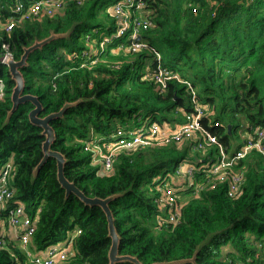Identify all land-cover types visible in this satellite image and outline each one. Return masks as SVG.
<instances>
[{
  "label": "trees",
  "instance_id": "trees-1",
  "mask_svg": "<svg viewBox=\"0 0 264 264\" xmlns=\"http://www.w3.org/2000/svg\"><path fill=\"white\" fill-rule=\"evenodd\" d=\"M19 1L0 0V57L3 43L19 60L35 41L66 34L29 53L20 68L24 93L38 96L41 116L78 101L50 122L56 133L52 148L64 154L66 177L87 196L118 194L109 204L120 234L119 253L143 264L193 256L197 264H264V158L258 152L239 165L245 171L242 195L230 197L225 184L201 188L198 195L193 188L184 190L173 224L159 222L166 213L156 201L158 183L187 155L200 156L192 152L193 141L121 148L108 171L84 149L89 139L109 138L118 128L155 122L173 127L183 121L192 105L187 85L176 78L163 90L156 85L151 73L157 53L170 72L193 83L210 112L204 123L218 120L220 126L212 130L223 144L239 148L234 143L239 132L264 128V0H144L141 12L151 23L139 33L146 47L134 52L128 35L114 37L119 26L113 6L120 0H64L54 14L41 11L25 19L13 13ZM14 16L8 31L6 23ZM0 77L6 82L0 170L13 164L15 199L37 215L30 249L72 247L61 264H109L112 239L105 212L76 194L66 197L55 158L35 174L43 157V129L29 119L30 101L8 118L15 81L1 62ZM17 260L25 262V253L19 240L10 239L0 248V264Z\"/></svg>",
  "mask_w": 264,
  "mask_h": 264
},
{
  "label": "built area",
  "instance_id": "built-area-1",
  "mask_svg": "<svg viewBox=\"0 0 264 264\" xmlns=\"http://www.w3.org/2000/svg\"><path fill=\"white\" fill-rule=\"evenodd\" d=\"M75 1L82 2V0ZM64 2V0H35L27 4L24 0H20L13 9V13L23 19L38 15L41 11L54 14L56 10L63 7ZM144 6V0H120L113 6V13L119 26L114 37L128 35L134 40L130 47L133 52L146 47L144 42L137 39L140 30L147 28L151 23L141 12ZM15 22L16 16L10 17L6 23V29L12 30ZM10 59H14L10 45L3 43L0 62L8 66ZM156 60L158 65L151 74L161 90L172 78L187 85L192 105L191 110L185 113L183 121L173 127L155 122L135 129L118 128L109 138L89 139L84 149L91 151L94 162L101 163L103 169L108 171L113 166L116 152L121 148L193 141L192 152L199 151L200 156L194 153L187 155L174 166L173 174L163 176L158 183L161 194L156 197V201L166 213L165 216H159V222L175 224L178 222L184 204L182 195L184 190L193 188L194 194L198 195L201 188H216L225 184L230 197L242 195L245 171L239 165L241 160L254 151L264 158V128L256 129L254 133L242 131V138L234 142L241 144L239 148L223 144L219 135L212 130L220 126L218 120H209L208 125L204 123V119L210 112L207 105L200 101L193 83L163 66L159 53ZM5 93L6 82L3 77H0V100L5 98ZM16 172L11 162L5 163L0 170V248H7L10 239H17L23 248L26 261L17 260L13 263L1 264H61L69 257L72 247L50 245L38 251L29 247L32 236L36 232L37 215L28 214L24 206L15 199V189L11 186V180ZM198 174L202 177H198ZM204 175L206 180L201 182ZM77 231L81 232L80 229Z\"/></svg>",
  "mask_w": 264,
  "mask_h": 264
},
{
  "label": "water",
  "instance_id": "water-1",
  "mask_svg": "<svg viewBox=\"0 0 264 264\" xmlns=\"http://www.w3.org/2000/svg\"><path fill=\"white\" fill-rule=\"evenodd\" d=\"M66 34L61 33H52L50 36L35 41L32 45L25 48V52L21 56L19 60L10 59L8 61V70L11 75V78L15 81V86L13 87L12 93H11V100L13 102L12 108L9 111L8 118L17 110L18 106L25 102H32L34 107L29 112V119L33 124H36L40 127H42V133L45 135V140L43 142L42 148H43V157L36 166L34 172L37 174L39 170L42 168V166L45 164V162L53 157L57 161V177L60 185L65 189L66 197H68L70 194H76L85 204L88 205H99L105 212L108 220V229H109V235L112 239V244L109 250V264H116V262L120 261H126L130 260L134 262L135 264H143L140 262V260L131 255H122L119 253V244H120V234L118 233V230L115 225V219L112 212V209L110 207V202L114 198L118 196V194H113L108 197L102 198V197H90L87 196L84 191L76 185L75 182L70 181L66 175H65V164H66V157L63 153L54 150L52 148V144L54 140L56 139V133L50 122L57 117H61L64 115V112L66 109L72 105H75L76 102H66L63 107L57 111L52 112L50 114H47L46 116H41V112L43 111V104L38 98V96L30 94V93H24L25 88V79L24 76L20 70L21 67L27 64V58L30 52L43 47L44 44L49 43L53 41L54 39H57L59 37L65 36ZM137 39H140V36L137 37ZM231 124L228 125V129L230 131ZM182 262H192L194 264H197L195 261V256L192 258H186V259H178L170 262H155L152 264H177Z\"/></svg>",
  "mask_w": 264,
  "mask_h": 264
},
{
  "label": "rangeland",
  "instance_id": "rangeland-1",
  "mask_svg": "<svg viewBox=\"0 0 264 264\" xmlns=\"http://www.w3.org/2000/svg\"><path fill=\"white\" fill-rule=\"evenodd\" d=\"M242 132H239V138L241 139L242 138Z\"/></svg>",
  "mask_w": 264,
  "mask_h": 264
}]
</instances>
